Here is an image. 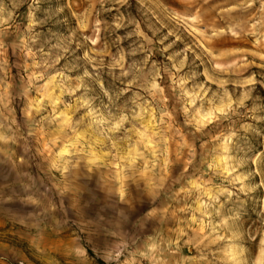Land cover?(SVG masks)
I'll list each match as a JSON object with an SVG mask.
<instances>
[{
    "label": "rangeland",
    "instance_id": "374dc122",
    "mask_svg": "<svg viewBox=\"0 0 264 264\" xmlns=\"http://www.w3.org/2000/svg\"><path fill=\"white\" fill-rule=\"evenodd\" d=\"M0 264H264V0H0Z\"/></svg>",
    "mask_w": 264,
    "mask_h": 264
}]
</instances>
